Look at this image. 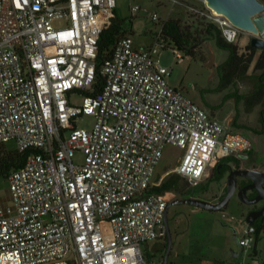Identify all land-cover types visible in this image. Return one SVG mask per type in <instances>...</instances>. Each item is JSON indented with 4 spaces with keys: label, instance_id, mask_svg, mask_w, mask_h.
<instances>
[{
    "label": "built area",
    "instance_id": "obj_1",
    "mask_svg": "<svg viewBox=\"0 0 264 264\" xmlns=\"http://www.w3.org/2000/svg\"><path fill=\"white\" fill-rule=\"evenodd\" d=\"M200 1L172 0L216 23L228 41L254 35ZM116 6L0 0V143L33 150L8 174L10 193L0 189V264H158L144 244L168 234V199L155 189L165 147L183 150L172 170L192 186L210 174V163L254 149L249 136L169 82L174 63L156 55L168 46L156 12L154 43L137 46L130 33L121 35L101 67L102 90L91 92L99 39ZM58 17L65 19L60 27ZM75 92L80 102L71 100ZM84 114L95 116L93 127L78 125ZM78 150L82 163L74 160ZM237 233L245 250L254 248L255 223L242 217Z\"/></svg>",
    "mask_w": 264,
    "mask_h": 264
},
{
    "label": "rangeland",
    "instance_id": "obj_2",
    "mask_svg": "<svg viewBox=\"0 0 264 264\" xmlns=\"http://www.w3.org/2000/svg\"><path fill=\"white\" fill-rule=\"evenodd\" d=\"M192 5H200V0H185ZM140 8L133 11L132 6ZM117 15L122 19L124 26L128 29L137 46H148L154 43L155 34L160 28V21L153 20L150 12H156L163 20L169 17L180 18L184 25L189 26L197 38L195 47L196 55H191L180 50L181 57L176 59L177 47L168 41L167 47H159L156 55L164 65H172L173 71L169 76V82L180 87L188 96L204 106L212 114L223 120L234 129L249 136L254 142V153L249 159H243V165H254L264 168V129L259 119L261 106H257L252 112H247L243 103L237 104L235 97L224 101L229 91L236 89L231 85L226 89H219L220 74L218 64L229 56V50L218 46L214 36L206 31V22L209 21L202 15L189 10L182 3L172 0H117ZM65 19L58 17L54 19L57 27L64 25ZM240 46H245L251 41V36L243 32L236 40ZM239 91L249 90V82H239ZM71 100L80 102L82 95L75 92ZM220 105L213 108L207 104ZM96 118L92 114H84L77 119L80 126L93 127ZM243 124L239 126L235 124ZM253 127V128H249ZM258 129L259 131L255 130ZM9 147H15L16 142H7ZM183 150L173 144H168L164 154L156 168L155 180L169 182L176 180V184L162 191L168 201L175 198L201 197L217 202L220 195L226 192L227 174L221 180L210 181L208 189L203 187L211 174L213 164H209L210 174L197 186H192L188 180L173 171L182 156ZM85 154L78 150L74 155L77 163L84 162ZM175 177V178H174ZM177 177V178H176ZM0 189L3 194L8 195L9 182L0 179ZM250 208L244 203L236 192L223 209H208L191 203H175L169 208V223L172 234V248L168 258V264H257L264 262V229L260 231L254 248L244 250L236 260L232 259V249L239 248L237 241V229L240 219L246 217ZM103 229L110 234L112 226L110 222H103ZM239 237V236H238ZM167 240H150L144 244L158 264L159 256L166 249ZM150 246V248L148 247Z\"/></svg>",
    "mask_w": 264,
    "mask_h": 264
},
{
    "label": "trees",
    "instance_id": "obj_3",
    "mask_svg": "<svg viewBox=\"0 0 264 264\" xmlns=\"http://www.w3.org/2000/svg\"><path fill=\"white\" fill-rule=\"evenodd\" d=\"M206 31L214 36L219 47L227 49L230 52L227 59L218 64L221 80L219 89H226L231 85H236L237 87L235 90L227 92L224 101L230 97H235L237 104L242 102L247 112H252L257 106H261L259 119L264 129V47H257L251 41L245 46H240L237 41H228L223 36L221 28L212 21L206 22ZM126 33H128V29L124 26L122 19L117 15L115 8L110 23L105 27L99 39L96 59L97 74L94 87L91 90L93 94L102 90L105 78L101 72V67L107 59L112 57L117 39ZM164 37L170 43H174L179 50H183L187 54L196 55L195 47L197 38L189 26L182 23L180 18L169 17L165 19ZM246 81L249 82V90L240 92L238 83ZM207 104L213 108L220 106L212 105L210 102H207ZM235 124L246 126L238 124L236 121ZM249 128L253 127L249 126ZM254 129L259 131L256 128ZM31 151L33 150L30 148L20 150L16 146L9 147L7 142L0 143V179H6L13 169L22 166ZM221 162L224 164L219 166ZM231 162L239 164L240 160L234 159L232 156L219 159L213 166L211 174L207 182L203 184V187L208 189V183L210 181L221 180L225 177L232 167ZM171 182L172 184H176L175 179H172ZM171 182L167 179L159 186H156L155 189L162 192L171 187ZM224 194L220 195V199ZM254 223L257 225L258 239L260 231L264 229V219L260 218L259 220H255Z\"/></svg>",
    "mask_w": 264,
    "mask_h": 264
},
{
    "label": "water",
    "instance_id": "obj_4",
    "mask_svg": "<svg viewBox=\"0 0 264 264\" xmlns=\"http://www.w3.org/2000/svg\"><path fill=\"white\" fill-rule=\"evenodd\" d=\"M209 6L213 7L219 12L227 15L236 25L243 30L253 33L251 36V43L257 47H264V1L262 0H207ZM259 34V35H255ZM251 177L253 181L250 184L244 185L238 189L239 176ZM255 187L258 193L255 196H250L248 189ZM238 193L239 198L246 204H255L264 199V170L258 168H242L233 167L229 170L227 176V186L224 196L217 202L210 201L201 197H187L178 198L168 201L165 212V222L167 225V243L166 252L160 264H168L169 254L172 248V234L169 223V208L175 203H191L197 206L208 209H223L231 197ZM261 216L264 219V206L259 209L250 211L246 219L254 223L255 219ZM239 248L232 249V259L236 260L244 251V246L240 243L237 236Z\"/></svg>",
    "mask_w": 264,
    "mask_h": 264
},
{
    "label": "flooded vegetation",
    "instance_id": "obj_5",
    "mask_svg": "<svg viewBox=\"0 0 264 264\" xmlns=\"http://www.w3.org/2000/svg\"><path fill=\"white\" fill-rule=\"evenodd\" d=\"M255 149V148H254ZM254 149L250 152V153H247V154H245L243 157H241L239 160H240V162H239V164H237L236 162H231V168H233V167H242V168H258V169H263L264 170V168H259V167H256V166H254V165H250L249 164V166L248 165H243V163H242V160L243 159H250L252 156H253V153H254ZM224 163L223 162H221L220 164H219V166H222ZM253 181V179L251 178V177H247V176H242V175H240L239 176V178H238V189L239 188H241V187H243L244 185H247V184H250L251 182ZM259 191H258V189L257 188H255V187H252V188H249L248 189V193H249V195L250 196H255L257 193H258ZM175 199H178V198H175ZM172 200H174V199H172ZM171 201V200H170ZM250 205V208H249V210H248V212H247V214L250 212V211H252L253 209H259V208H261L262 206H264V199H262V200H260L258 203H255V204H249ZM171 207V206H170ZM247 216V215H246ZM261 218V216H258L255 220H259ZM166 247V246H165ZM165 252H166V249L164 250V252H162L159 256L161 257V259H160V263H161V261H162V259H163V257H164V254H165ZM159 263V264H160Z\"/></svg>",
    "mask_w": 264,
    "mask_h": 264
},
{
    "label": "crops",
    "instance_id": "obj_6",
    "mask_svg": "<svg viewBox=\"0 0 264 264\" xmlns=\"http://www.w3.org/2000/svg\"><path fill=\"white\" fill-rule=\"evenodd\" d=\"M256 245H257V243H256ZM245 250V249H244Z\"/></svg>",
    "mask_w": 264,
    "mask_h": 264
}]
</instances>
